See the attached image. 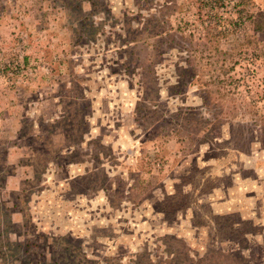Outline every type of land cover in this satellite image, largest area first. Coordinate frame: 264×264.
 <instances>
[{
    "label": "rangeland",
    "instance_id": "obj_1",
    "mask_svg": "<svg viewBox=\"0 0 264 264\" xmlns=\"http://www.w3.org/2000/svg\"><path fill=\"white\" fill-rule=\"evenodd\" d=\"M79 251L264 264V0H0V264Z\"/></svg>",
    "mask_w": 264,
    "mask_h": 264
},
{
    "label": "trees",
    "instance_id": "obj_2",
    "mask_svg": "<svg viewBox=\"0 0 264 264\" xmlns=\"http://www.w3.org/2000/svg\"><path fill=\"white\" fill-rule=\"evenodd\" d=\"M256 30H259V27L257 26L256 28H255ZM71 257H72V260H71V263L73 264L74 262H76V260L77 259H83V260H85V264H88L89 262L87 261V259H86V257H84V255H82V253L79 251L76 255H71ZM233 260H234V258H232ZM67 260L68 261H70V258L69 257H67ZM203 260L204 259H201V260H198L195 264H203ZM229 261H231V260H229ZM244 261H246V260H244ZM243 261V262H244ZM233 264H235L234 263V261L232 262ZM245 263V262H244ZM229 264H231V263H229ZM246 264V263H245Z\"/></svg>",
    "mask_w": 264,
    "mask_h": 264
}]
</instances>
